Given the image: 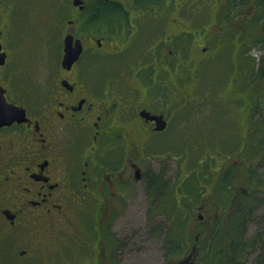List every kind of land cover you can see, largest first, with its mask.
<instances>
[{
  "label": "flooded vegetation",
  "instance_id": "1",
  "mask_svg": "<svg viewBox=\"0 0 264 264\" xmlns=\"http://www.w3.org/2000/svg\"><path fill=\"white\" fill-rule=\"evenodd\" d=\"M26 1L0 0V263L28 264L48 243L46 231H30L34 221L48 230L85 213L92 234L82 222L81 234L109 264L133 184L165 189L154 183L164 172L148 171L152 134L176 125L188 102L199 111L206 93L222 98L227 123L249 131L201 200L212 210L206 247L193 235L164 264H195L205 248L224 264H264V0H35L39 23ZM23 20L41 24L31 43L17 41ZM166 21L151 49L150 31ZM66 36L80 46L70 63ZM209 67L223 85L203 82Z\"/></svg>",
  "mask_w": 264,
  "mask_h": 264
},
{
  "label": "rangeland",
  "instance_id": "2",
  "mask_svg": "<svg viewBox=\"0 0 264 264\" xmlns=\"http://www.w3.org/2000/svg\"><path fill=\"white\" fill-rule=\"evenodd\" d=\"M24 1L26 0H22L23 3ZM27 1H33V8L28 16L29 21L34 17L39 23L41 19L39 5L35 3V0ZM24 15L22 11L21 16L24 17ZM25 17L27 18V15ZM24 22L25 20L19 22L21 35L17 41L22 44L31 43L38 27L39 32L43 33L42 27L41 24L25 25ZM166 23L167 21L161 30L150 31L149 47L151 49L154 36L164 39L167 35L169 24L166 25ZM158 32L162 34L158 36ZM48 42L49 40H44L43 44L48 45ZM250 54L257 59L259 57L256 49H252ZM108 71L113 72V69ZM115 73L114 71L103 74L114 75ZM207 76H210V83H218L215 88L226 81L216 67L207 69V75L203 79L205 84H208ZM215 79L216 81H213ZM122 81L119 79V85ZM260 89L262 93L260 102L264 104V80ZM215 97L219 104L214 103L213 95L207 97L205 93L202 102L198 104L199 111L194 110L193 103H186L176 125L162 133L152 134L147 147L149 153L147 159L151 167L148 171L154 174L164 172L159 177V183L155 180L154 183L157 186L160 184L165 189L154 194L145 191V188H148L143 181L133 184V195L125 201V207L119 212L117 221L111 229L117 237V242L113 246L110 245L113 255L109 264H164L169 260L168 258L178 257L188 239H191L193 235H204L208 232L204 220L212 214V210L207 211V205L201 200L205 198L209 203L206 196L215 193V188L218 187L215 184L214 174H222L223 163L243 143L245 135V127L239 129V125L235 122L227 123L222 98L217 95ZM214 128L215 131L223 128L224 133L218 135L214 133ZM196 204H203L200 209L202 214L200 222L194 219L197 215ZM84 214L82 216L69 214L66 224H60V220H57L54 229L48 230L41 228L34 221L29 227L30 231L44 230L49 236L48 243L42 245L40 249L36 248L34 259L28 264H99L94 256L96 245H90L91 237L83 238L80 231L79 224L82 222L90 235L92 234V224L84 217ZM47 224H42V227ZM68 232H70L69 241ZM49 245L50 254L43 255L44 249ZM204 250L206 254L199 253L195 264H224L223 259L218 255H209L207 249ZM74 251H79V259L73 257ZM209 260L214 261L209 262Z\"/></svg>",
  "mask_w": 264,
  "mask_h": 264
},
{
  "label": "trees",
  "instance_id": "3",
  "mask_svg": "<svg viewBox=\"0 0 264 264\" xmlns=\"http://www.w3.org/2000/svg\"><path fill=\"white\" fill-rule=\"evenodd\" d=\"M186 81H187V75L184 74V77H183V83H185ZM227 119H228V121L231 122V124L234 123L233 119H229V118H227ZM262 120H263V119H262ZM259 121H261V119H260ZM214 127H215V125H214ZM228 127H229V126H228ZM248 131H249V130H246L245 133L248 132ZM214 133H216V134H218V135H219V134H222V133H224V129H223V128H220L219 131H215V128H214ZM249 133H250V132H249ZM249 133H248V134H249ZM151 180H152V181H150V183L153 182V179H152V178H151ZM206 236H207V232H206L204 235H199V240L202 239V241H203V243H204V244H203L204 247H206V241H207V240H206V239H207ZM82 244H84V243H82ZM72 245H73V244H72ZM181 245H182V244H181ZM73 246H75V245H73ZM75 247H76V246H75ZM76 248H77V247H76ZM76 250H79V249H76ZM204 251H205L204 249H203V250L201 249V250H200V254H206V252H204ZM74 252H75V253L72 252L73 257H74L75 259H79V256H80V255H79V254H80L79 251H74ZM95 259L97 260V262H99V264H104V260H102L101 256H98V258H95Z\"/></svg>",
  "mask_w": 264,
  "mask_h": 264
},
{
  "label": "water",
  "instance_id": "4",
  "mask_svg": "<svg viewBox=\"0 0 264 264\" xmlns=\"http://www.w3.org/2000/svg\"><path fill=\"white\" fill-rule=\"evenodd\" d=\"M80 50V46L75 47L71 44V37L66 36L64 38V55H63V63H70L72 62L78 55ZM161 128V127H160Z\"/></svg>",
  "mask_w": 264,
  "mask_h": 264
}]
</instances>
